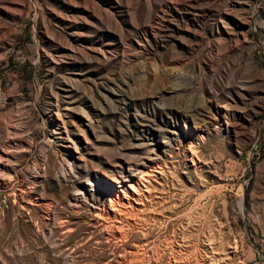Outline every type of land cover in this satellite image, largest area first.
I'll use <instances>...</instances> for the list:
<instances>
[{"label": "rangeland", "instance_id": "374dc122", "mask_svg": "<svg viewBox=\"0 0 264 264\" xmlns=\"http://www.w3.org/2000/svg\"><path fill=\"white\" fill-rule=\"evenodd\" d=\"M128 262L264 264V0H0V264Z\"/></svg>", "mask_w": 264, "mask_h": 264}, {"label": "bare ground", "instance_id": "6f19581e", "mask_svg": "<svg viewBox=\"0 0 264 264\" xmlns=\"http://www.w3.org/2000/svg\"><path fill=\"white\" fill-rule=\"evenodd\" d=\"M110 200V199H109ZM111 202V201H110ZM110 202H109V204H110ZM117 204V203H116ZM111 205H112V203H111ZM113 208V207H112ZM113 209H115V208H113ZM117 213V212H116ZM115 214V213H114ZM103 215V214H102ZM99 216V215H98ZM100 217V216H99ZM119 230V229H118ZM113 231V230H112ZM123 232H124V230H123ZM122 232V233H123ZM121 235V234H120ZM170 239V238H169ZM169 239H167V240H169ZM126 240V239H125ZM166 242V241H165ZM169 242L170 241H168V244H169ZM167 243V242H166ZM171 244V243H170ZM155 245V244H154ZM158 245V244H157ZM157 247V246H156ZM156 247H155V249H156ZM123 248V247H122ZM142 248V247H141ZM173 248V247H172ZM132 258V257H131ZM137 258V257H136ZM137 261V260H136ZM126 262V261H125ZM128 264H129V262H128ZM136 264V263H135Z\"/></svg>", "mask_w": 264, "mask_h": 264}]
</instances>
